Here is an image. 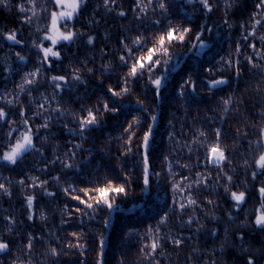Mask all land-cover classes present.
Returning <instances> with one entry per match:
<instances>
[{
    "label": "snow or ice",
    "instance_id": "snow-or-ice-1",
    "mask_svg": "<svg viewBox=\"0 0 264 264\" xmlns=\"http://www.w3.org/2000/svg\"><path fill=\"white\" fill-rule=\"evenodd\" d=\"M92 2L17 0L13 5L12 0H0V7L9 11L14 7L18 17L17 26L0 27V49L7 48L0 57V168L9 172L0 176V194L11 198L17 187L24 209L23 219H17L14 206L13 211L0 213V253L11 257L9 264H61V257L66 258L62 264H88L87 238L94 227L84 226L96 222L100 230L92 239L93 264H108L104 229L111 214L128 197L134 179L143 185V192L154 177L158 183L163 179L171 203L155 210L152 223L127 226L115 264H230L229 252L238 264H264V179H260L264 177V0H254L238 25L231 19L240 6L238 0H95L89 15L86 9ZM218 8L222 19L208 22ZM194 17L201 22L195 23ZM108 18L128 22L119 25L115 46L105 43L99 48L97 66V55L79 57V44L94 50L98 37L92 29L100 27L109 41ZM235 27L239 35L227 52L206 61L207 66L198 62L176 83L173 99L181 108L201 103L195 99L198 85L209 97L224 94L205 102L214 106L203 114L197 108L190 120V111L184 108L186 124L170 116L166 126L170 147L158 157L156 171L155 104L170 71L181 56L210 53L223 30L230 39ZM74 45L76 51L66 57L65 51ZM58 65L63 67L54 71ZM80 86L85 91L74 96ZM149 99L154 101L151 106ZM77 100L84 102L73 107ZM105 128H115L117 134H106ZM64 133L69 139L61 142L57 138ZM29 154L30 166L24 164ZM22 164L26 171L17 173ZM238 170L244 172L239 185ZM53 171L56 174L50 175ZM51 184L58 191L49 190ZM61 194L60 225L75 222L76 230L17 231L25 221L37 218L40 195L56 199ZM250 198L254 206L245 209ZM222 199L228 204L223 217L216 214ZM101 213L105 214L98 220ZM173 217V227H168ZM38 218L47 220L43 206ZM221 221L223 237L217 244ZM212 223L216 226L207 227ZM193 226L194 231L185 235L184 228ZM193 239L196 242L190 243ZM73 256L76 260L67 259Z\"/></svg>",
    "mask_w": 264,
    "mask_h": 264
},
{
    "label": "trees",
    "instance_id": "trees-1",
    "mask_svg": "<svg viewBox=\"0 0 264 264\" xmlns=\"http://www.w3.org/2000/svg\"><path fill=\"white\" fill-rule=\"evenodd\" d=\"M17 2V0H12V4L14 5ZM254 0H238V4L240 5L236 12L231 15V19L238 25L239 21L242 18H247L248 12L251 10L252 4ZM95 3V0H93L92 3L88 5V8L86 9L87 14H91V9ZM103 11V10H101ZM190 11V9H189ZM17 12L16 9L13 7L10 11L7 9H4L0 7V27L4 28H12L17 26ZM222 19V10L217 9L214 13H212L211 20L208 22H219V20ZM84 17L80 18V21L77 22V27H80L81 23L83 22ZM127 20H121L116 19L113 21L111 18H108V25H109V31H110V39L109 41H106L104 39V31L105 29L103 27L100 28H93L92 32L98 37L95 44V49L92 51H89L83 43L79 44V57L83 58L84 56H91V55H97V66L99 64L98 60V51L99 48L105 44L108 43L109 47L115 46V44L118 41V33H119V25L120 24H126ZM195 23H200V18L194 17ZM104 20L101 19V24L103 25ZM85 31H88L87 28L84 29ZM239 27H235L231 32V37L229 39V35L227 33V30H223V36L220 38H217L215 46L212 48L211 52L207 55H199L193 57L191 53H188L184 56H181L178 58L179 62L175 64V69L170 71V74L168 76V79L166 81V85L163 91V95L160 97V100L158 103L155 104L158 120L156 122V132L158 135V148L156 151L157 159H155V170H160V160L158 157H160L163 153L167 152L169 150L170 145L168 144V138H167V132H166V126H167V120L170 118V116H174V119L176 121H181L187 123L185 121V114H184V108H188L190 111V115L188 119H191V115L196 114V109L199 108L201 110V114H203L204 111H207L208 108L213 107L214 105L211 103H205L209 100L214 101L219 95H223L222 92H216V95L209 97L206 91L201 92L200 85L197 87V95L195 99L197 101H201L199 105L197 104H191V105H184L183 108L178 107L179 101L173 99V89L176 85V83L181 79V77L186 76L189 71H192L194 68L197 67L198 62L199 63H205L206 61L211 60L213 57L216 59H219L220 55H223L225 52L229 49V43L234 44L238 35H239ZM24 35H28V29L25 27L23 29ZM207 35V33H205ZM77 46L74 45L71 48L67 49L65 51V55L70 56L73 51H76ZM14 50H19V47H16ZM27 51V50H25ZM175 51L179 52L181 49L177 48ZM208 50H205L207 52ZM7 52V48L0 49V57L4 56ZM34 58V53H33ZM108 57H105V60H107ZM64 64L68 63V59L66 58L63 62ZM175 63V62H174ZM30 66V65H29ZM91 66V65H90ZM205 66L207 64L205 63ZM63 67V65H58L54 67V71H59L60 68ZM202 71V70H201ZM244 77L243 79H249L247 72L248 69L245 67L243 69ZM228 75H231L230 73ZM18 79V77H17ZM95 79V77H93ZM11 86V85H9ZM225 89H227V85L220 86ZM241 88L244 87L243 84L240 85ZM84 87L80 86L78 93H73L74 96L78 95L79 93H83ZM215 91V90H214ZM99 94V93H97ZM67 95V94H66ZM84 101L77 100L76 103L73 105V107H79L81 103ZM154 103L152 99H149L148 104L151 106ZM132 107H135L133 104ZM110 123V122H109ZM227 127V125H225ZM176 132H180V123H176ZM53 132H56L57 129L53 128ZM106 134H110L112 136H115L117 134V129L115 128H105L104 129ZM43 135V133H41ZM91 135V134H89ZM61 142L67 141L69 139L68 135L64 133L63 135L59 136L57 138ZM101 139H104V137H101ZM78 142V141H77ZM52 143H56V141H52ZM228 143L230 144L231 141L229 140ZM115 142H113V151H115ZM85 147H88L86 144ZM97 147H99V144H97ZM246 148V145L244 146ZM244 150L238 149L237 151ZM49 157L51 156V148L49 147L47 149ZM61 151H63V148H61ZM83 155H87V153H83ZM107 159V158H106ZM193 159H195L193 157ZM32 156L29 154L24 161V164H28L29 166L32 163ZM109 163H115V161H108ZM128 166H131V161L128 162ZM12 166H9L11 168ZM59 166L57 165V168ZM22 170L26 171L24 168V165H21V168L17 169V173L21 172ZM55 171L50 173V175H55ZM187 174V173H185ZM9 172L5 171L3 168H0V176H8ZM13 176L15 178H19L16 173H13ZM244 179V172L243 170H238L237 174L235 175V183L237 185L240 184V182ZM260 179H264V177H261ZM260 181L257 180V184ZM143 187L142 184L139 183V181L135 180L133 181V186L131 189H129V195L127 198H123L119 202V207L111 214L109 218V227L107 229H104L105 233V243H104V252L105 260L108 261V264H115V261L120 258L121 255V248H122V242L121 238L123 236V233L127 231V226H133L137 228H142L143 226L152 223L153 220L151 217L154 215L155 210H159L161 208H164L165 202L171 203V193L164 187V181L161 179V181L158 183L156 179L153 177L151 182V187L146 188L143 192H141V188ZM252 185H249V188L251 189ZM49 190L52 191H58V189L55 187L54 184L49 185ZM221 189V193H222ZM40 203H37L35 205L36 207V219L34 222H27L17 228V231H23L27 232L28 230H31L33 232L39 233L42 229L45 227L47 228H57V229H63L64 231H72L76 230L75 222H70L68 225H60V215L58 208L62 206L64 203V199L62 198V194L58 196L56 199L52 198H46L40 195L39 197ZM203 197H201L202 199ZM69 204H72V201H68ZM21 198L19 196V190L17 187H13V195L11 198L7 196H3V194H0V213H2L3 209H9V211H13V208L10 206H14L15 209V215L17 219H23L22 213L24 212V209L21 208ZM45 208V215L47 217L46 221L39 220V210L41 207ZM254 206V202L252 199H249L248 204H246L244 207L245 209H250ZM228 209V204L222 199L220 201V207L217 210L216 214L218 216L223 217L224 212H226ZM105 213H101V217H98V220L102 218V216ZM244 212L240 213V218H243ZM158 218V217H157ZM186 218V217H185ZM175 222V217L172 218V220L169 222L168 227H173V224ZM236 223H239L237 221ZM216 224H208L207 227H215ZM85 228L88 227H94V233L90 234L87 238V243L89 244L91 250L87 252V260L88 264H93L96 246L92 244L93 236L95 235V232L100 230V224L96 222L88 223L84 226ZM194 227L192 229H189L188 227L184 228V234L188 235L190 232L194 231ZM63 233L61 232V235ZM223 237V223L221 221L220 225V236L216 238L217 244L219 242V239ZM7 238V237H6ZM199 239L203 242L205 240V236L201 235ZM255 242H259V236H255L254 238ZM132 243H135V239L131 241ZM196 240L193 239L190 241V243H195ZM207 244L211 245L212 240H207ZM41 246L38 244L37 248H40ZM134 251V249H132ZM185 252L188 251L187 245H185ZM78 255V254H77ZM129 257H131V252L128 253ZM77 257L73 256L70 258H67L69 260H76ZM11 259L10 256H5L3 253H0V261L3 262V264H9V260ZM66 259L64 257H61V264L63 260ZM226 259L230 262V264H238V258L234 257V254L232 252H229L226 254Z\"/></svg>",
    "mask_w": 264,
    "mask_h": 264
}]
</instances>
